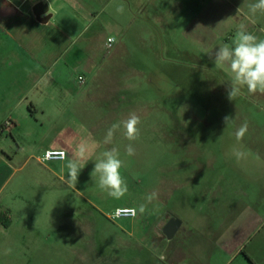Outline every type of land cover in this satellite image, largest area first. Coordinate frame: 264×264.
Returning a JSON list of instances; mask_svg holds the SVG:
<instances>
[{
  "label": "rangeland",
  "instance_id": "1",
  "mask_svg": "<svg viewBox=\"0 0 264 264\" xmlns=\"http://www.w3.org/2000/svg\"><path fill=\"white\" fill-rule=\"evenodd\" d=\"M228 9L227 0H212L210 24L200 22L194 40L179 37L174 43L181 52L175 56L157 57L159 44L120 40L112 29L67 27L69 39L54 45L52 91L26 103L46 97L52 104L45 115L26 121L6 118L0 138L3 146L15 148L14 138L18 145L52 147L48 151H64L69 158L86 143V163L73 185L66 183V159L25 163L21 155L11 164L15 170L5 171L4 178L11 176L0 194V264H206L210 254L197 246L219 238L229 211L264 212L263 157L255 152L257 142L264 146V102L246 88L229 100L231 76L212 60L215 50L233 39L222 32ZM255 17L244 21L245 29L264 39V14ZM109 36L116 42L106 54L102 47ZM82 63L97 67L95 79L83 93H74ZM6 97L0 92L7 112L14 96ZM125 111L141 120L134 156L125 151L123 127L112 144L103 143L107 128L126 119ZM225 117L231 118L227 124ZM15 121L20 135L10 129ZM244 121L248 132L238 142L234 133ZM28 129L36 136L25 138L21 132ZM112 147L119 150L128 185L119 200L90 175L97 157ZM236 151L245 157L237 159ZM152 191L158 199L140 214L138 205ZM127 207L136 210L135 218H112ZM167 214L180 229L157 244L156 224Z\"/></svg>",
  "mask_w": 264,
  "mask_h": 264
},
{
  "label": "crops",
  "instance_id": "2",
  "mask_svg": "<svg viewBox=\"0 0 264 264\" xmlns=\"http://www.w3.org/2000/svg\"><path fill=\"white\" fill-rule=\"evenodd\" d=\"M254 2L227 0L229 9L222 15L224 35L234 37L235 33L231 31L235 24L237 31L240 25L245 24L244 21L251 23L252 18H256L251 17L248 9V5ZM36 3L47 6V14L51 17L45 24H39L30 12ZM120 6L124 8L123 13L117 12ZM236 15L240 19H235ZM256 16L260 18L261 13ZM211 17L212 0H0V92L2 98L14 96L9 100L8 105L12 104V107L7 112L4 111L6 99L0 101V122L6 118L26 121L36 114L45 115V108L52 104L46 97L30 102L29 106L26 103L28 98L34 99L38 94L46 96L52 91L53 59L57 54L54 53V45L59 40L69 39V26L96 25L101 32L112 29L120 40L159 44L157 49L152 47L157 57L175 56L181 51L174 42L179 37L197 38L199 23L206 22L204 26H207ZM55 32L57 36L54 38ZM108 39L113 38L109 36L103 43L106 54L113 44L106 49ZM96 70L94 64L82 63L77 77H82L84 84L80 87L75 78L71 91L83 93L87 82L95 79ZM259 95L264 102V94ZM128 115L129 112L125 111L123 116L127 118ZM16 123L10 128L12 132L19 128ZM21 134L28 139L36 136V132L30 129L23 130ZM14 135L20 134L15 132ZM12 141L15 148L3 146L0 138V194L11 176L4 178L5 171L15 170L11 164L18 156H26L25 163L33 158L39 161L38 154L52 149H42L36 143L18 145L14 138ZM257 144L255 152L263 157L260 170L264 171V146ZM11 152L14 157H11ZM261 185L264 186V182ZM260 202L264 204V198ZM226 219L218 239L210 241L205 238V247L201 243L197 246L198 251L205 249L210 254L206 264H264V212L229 211Z\"/></svg>",
  "mask_w": 264,
  "mask_h": 264
},
{
  "label": "clouds",
  "instance_id": "3",
  "mask_svg": "<svg viewBox=\"0 0 264 264\" xmlns=\"http://www.w3.org/2000/svg\"><path fill=\"white\" fill-rule=\"evenodd\" d=\"M248 9L251 16H255L258 12L264 14V0H255L254 3L248 5ZM123 11V6L117 8L118 13H123ZM115 42L114 39L111 41V43ZM212 60L216 68L231 76L226 88L229 100L241 95L244 88L249 94H264V39L248 32L244 25H240L235 32L231 44H222L215 50ZM230 119V117H225V123L227 124ZM140 123V116L135 112H130L126 119L113 123L107 128L103 143L112 144L115 134L123 127L125 138L129 141L125 146V151L128 156H134L136 149L133 142L139 138L138 125ZM247 132L248 123L244 121L235 130L236 140L241 141ZM88 151L89 146L81 143L71 158L66 152H59V158L67 160V184L73 185L78 182L79 174L86 163L85 154ZM234 155L237 159H242L246 154L243 151H236ZM119 157V150L116 147L104 150L95 160L90 173L92 178L97 179L98 187L109 197L117 200L123 198L128 192L127 182L121 176L122 160ZM158 195L156 191L146 194L145 202L138 205V212L143 214L147 205L158 199ZM116 218L118 214L113 215V219Z\"/></svg>",
  "mask_w": 264,
  "mask_h": 264
},
{
  "label": "built area",
  "instance_id": "4",
  "mask_svg": "<svg viewBox=\"0 0 264 264\" xmlns=\"http://www.w3.org/2000/svg\"><path fill=\"white\" fill-rule=\"evenodd\" d=\"M22 1H26V0H22ZM111 41H112L111 39L107 40L106 49L110 48ZM77 83L81 87L84 84V79L78 76ZM59 152L60 151H46L43 157L40 159V162L63 161L64 159L59 158V155H58ZM115 214H118V218L116 219H121V218L133 219L136 217V210L130 207L119 208L114 211L113 215ZM113 215H112V218H113Z\"/></svg>",
  "mask_w": 264,
  "mask_h": 264
},
{
  "label": "water",
  "instance_id": "5",
  "mask_svg": "<svg viewBox=\"0 0 264 264\" xmlns=\"http://www.w3.org/2000/svg\"><path fill=\"white\" fill-rule=\"evenodd\" d=\"M47 6L43 5L42 3H36L32 8H31V14L33 18L39 23V24H45L49 19L50 15L47 14ZM180 227V222L174 221L172 223V228L164 230L163 234L166 237V240L169 241L173 238L175 235L176 231Z\"/></svg>",
  "mask_w": 264,
  "mask_h": 264
},
{
  "label": "flooded vegetation",
  "instance_id": "6",
  "mask_svg": "<svg viewBox=\"0 0 264 264\" xmlns=\"http://www.w3.org/2000/svg\"><path fill=\"white\" fill-rule=\"evenodd\" d=\"M162 219H164L162 223L160 222L156 224V231L158 233V237H156V239H153L156 241V243L166 241V237L164 236L163 231L166 229L168 231V229L172 228V223L174 222L170 214L165 215Z\"/></svg>",
  "mask_w": 264,
  "mask_h": 264
}]
</instances>
